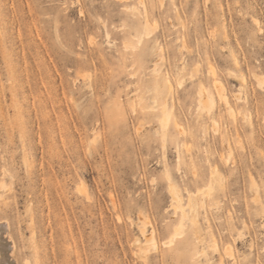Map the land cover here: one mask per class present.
<instances>
[{
	"label": "rangeland",
	"instance_id": "374dc122",
	"mask_svg": "<svg viewBox=\"0 0 264 264\" xmlns=\"http://www.w3.org/2000/svg\"><path fill=\"white\" fill-rule=\"evenodd\" d=\"M260 76L264 0H0L4 260L264 264Z\"/></svg>",
	"mask_w": 264,
	"mask_h": 264
},
{
	"label": "bare ground",
	"instance_id": "6f19581e",
	"mask_svg": "<svg viewBox=\"0 0 264 264\" xmlns=\"http://www.w3.org/2000/svg\"><path fill=\"white\" fill-rule=\"evenodd\" d=\"M234 58V57H233ZM234 61L236 62V60L234 59ZM209 71H210V69H209ZM213 72V71H212ZM256 76H258L257 74H256ZM264 78V77H263ZM262 78V76H260V78H258L259 79V82H261V83H263V81H264V79ZM166 82L168 83V85H170V80L169 79H167L166 80ZM172 83V82H171ZM214 85V84H213ZM215 88H216V92H217V96H218V98L221 100V101H223L225 104H226V106H227V108H228V111L230 112V113H234V107L232 106V104L229 102V98H228V96H227V93H225V91H224V89H223V87H222V85L219 83V84H216L215 83ZM171 89H172V86L170 87ZM202 89V88H201ZM205 90V89H204ZM204 90L202 89V90H200V91H202V95L204 96H202L201 94H200V96H202L203 97V101L206 103V105H209L210 104V101L208 102V100L205 98V93H204ZM171 91V90H170ZM203 103V102H202ZM211 106V105H210ZM166 106H165V104L164 105H162V109H161V114H162V117H161V121L163 122V125L164 124H166L167 123V121L169 120V113H168V111H167V109L165 108ZM175 124V127H177L178 129H180L181 131H182V127H181V125L178 123V122H175L174 123ZM215 167V166H214ZM218 168V167H217ZM217 168H215V169H217ZM215 171H219V170H215ZM212 172V171H211ZM212 174V173H211ZM218 178H220V177H217V179ZM215 180H217L216 179V175H215V178H214ZM171 182L172 181H170L169 183L171 184ZM173 185V184H172ZM174 185H175V183H174ZM176 187H177V185H176ZM176 187H174V186H171V189H172V195H173V200H174V204H175V209H178L179 210V212L181 213L180 215H181V219H180V222H179V224H177L176 226V228H175V233L177 234V233H179L180 231H181V228H182V224H183V220H184V218H185V216H186V211H185V208H184V206H183V204H182V202H181V198H180V196L179 195H181L180 193H177V191H176ZM168 188H169V186H168ZM178 188V187H177ZM170 189V188H169ZM168 189V190H169ZM211 189H212V187L211 186H208V187H206V190H207V193L209 192V191H211ZM179 190V189H178ZM180 191V190H179ZM181 192V191H180ZM191 194H196L195 192H192V193H190V195L188 196L189 198H187V201H188V203L187 204H190V202H192V195ZM170 195V194H169ZM172 200V201H173ZM172 201H171V203H172ZM171 203H170V205H171ZM172 206H173V204H172ZM192 206V205H191ZM188 206H186V208H187ZM173 208V207H172ZM175 209H173L174 211H175ZM173 211V212H174ZM175 213V212H174ZM146 223V222H145ZM5 227H7V224L5 223V222H0V231L1 230H3V229H5ZM145 227V226H144ZM142 233H146L145 231V228H143L142 230ZM150 233V232H149ZM175 233H173V234H175ZM143 234V235H144ZM147 234V233H146ZM1 233H0V261L2 262V263H5V264H11V263H8V261H6L7 259H5L4 260V257H3V248H4V246H5V244L3 243V241H2V239H1ZM177 236V235H176ZM145 238H146V240H149L150 242H152L151 244L153 245V247L155 248V243L153 242V240H154V238H153V236H152V234H148V235H146V236H144ZM174 237V236H173ZM6 238V237H5ZM7 239V238H6ZM171 239V238H170ZM169 239V240H170ZM134 242H135V244L137 245V247L138 248H140L141 247V245H140V238L139 237H135L134 238ZM148 242V241H147ZM152 245H151V247H152ZM229 248H231V247H229L228 246V248H224L225 249V251H226V253H229V251L231 252V250L229 249ZM141 253V252H140ZM143 253V252H142ZM5 255V254H4Z\"/></svg>",
	"mask_w": 264,
	"mask_h": 264
}]
</instances>
